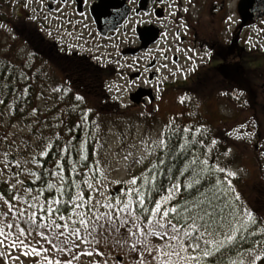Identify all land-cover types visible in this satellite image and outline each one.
<instances>
[{"label": "trees", "instance_id": "obj_1", "mask_svg": "<svg viewBox=\"0 0 264 264\" xmlns=\"http://www.w3.org/2000/svg\"><path fill=\"white\" fill-rule=\"evenodd\" d=\"M35 30V28H31L30 35L38 38L39 34ZM19 39L23 40V37L20 36ZM40 45H42V48L39 51H35L33 47H29L26 50L25 54L28 51L31 53L30 60L26 63L21 59L18 40L14 44L10 43L3 54L0 52V102L11 107L10 119L5 129L0 127V225L6 219L9 222L11 219V213H9V217L2 215L4 212L9 211L8 205L4 203L5 200L17 207H25L26 205L23 201L18 203L16 200H12L11 197L13 195H23L27 187H32L35 192V190H39L44 186L43 181H49L59 186V177L49 174L57 170L54 162L58 161L64 168V172L61 174L65 177L66 182L69 180L82 182L84 179H90L93 183H96L102 177L103 170L101 164H99L100 171H95L97 166L93 162L100 161L103 156L108 127L113 125L118 129V133L123 136L125 123L128 122L133 126L137 120V118L131 117L125 112L120 113L115 110L107 111L101 109L95 96L81 94L77 85L72 83V81L71 83L66 82L57 67L60 65V61L72 62L76 66L79 64L83 69L74 70L75 75H78V73L82 76L86 75V69L88 70V75L98 73L91 66L85 64L84 60H80L76 55H61L54 50L50 52L51 45L48 43H40ZM207 77H209L208 80L212 86H216L223 81L221 75ZM20 79H22V82H20ZM46 90L52 91V95L46 97L45 107L38 109L37 101L39 96L44 95ZM173 94L177 103L175 111L171 110L167 103L164 113L160 117L153 114L138 113L140 122L145 121V132L153 131V125L159 120L160 135L164 132L173 141L177 139L180 143L188 141V148L184 153L188 159H191L192 156H200L203 159L207 151L205 148L206 143L214 140V136L217 134L219 137L216 139L215 148L209 154L212 161H208L213 167L219 165L220 168L226 170L229 159L220 161V157L225 152L226 146L232 143V140L229 138L227 130L224 129L225 127L223 129L216 127L217 131L212 128L209 129L211 126L207 125L203 119L209 116L205 115L204 112L209 113L208 111L212 110V103L210 102L211 97L204 90V83L201 77L176 84ZM216 94L215 87L211 95L215 97ZM77 97L82 99H77ZM242 119L246 120L247 118L244 112L238 110L234 121L238 122ZM161 120H163L162 123ZM18 121L23 122L24 127H26V133L20 134L16 132L15 136L11 138V142L6 141V147H3L1 139L12 125L19 124ZM183 128L190 129V131L184 132L181 130L175 132V134L172 131L173 129ZM160 135L155 138V141ZM81 141H86L85 149L89 154V159L86 162L77 163V171L73 172L70 162H78L79 155L75 151L64 152L61 149L70 148L72 144L78 147ZM198 141H202V143ZM48 144H51L52 147L47 148L46 145ZM40 151H46L47 154L40 156ZM157 154L154 151L151 158L141 164L131 177L144 174L150 164L156 163ZM33 158H35L36 162H33ZM183 158L181 156V159ZM219 158L220 160L218 161ZM89 169H93V171L89 172ZM26 170L37 172L38 175L43 172L42 181H36L34 177L27 174ZM226 173L225 171V173H217L216 175L224 180ZM93 177H95L94 180L92 179ZM227 180L231 181L235 190L238 178L235 176L227 177ZM18 181H22L23 184L17 183ZM165 184H167V181H165ZM223 186L226 188V183ZM125 187V183H119L117 190H123ZM70 190L75 192V188ZM83 190L86 195L100 198L96 193H89L86 185L83 186ZM235 192L238 193L237 190ZM112 193L115 192L105 195ZM116 194L122 195V191L116 192ZM51 195H57L54 189ZM45 196L51 198L47 189H45L44 195L40 197L41 202H43ZM67 198L66 196L63 197V199ZM227 199L228 202L251 211L256 224L250 225L248 231L241 232L240 237L242 238H237L235 247L228 246V249L231 250L225 249V254H218L215 257V262L216 264H233V262L234 264H251L253 253L249 249H255L256 254L264 250V235L259 231V229L264 228L263 216L255 211L242 196H240L238 202L231 195ZM25 200H27V197H25ZM101 203H103V200H101ZM14 210L13 208L12 211ZM101 211H104V209H101ZM225 211L227 212V209ZM113 224V227H109L104 219L95 223L92 227L95 239L89 236L85 237V239L89 240V243H83L76 237H69L79 247H73L71 243L65 244L53 241V243H58L60 248L70 249V252L39 251L41 248H51V245L39 240V237H36V239L27 237L26 239V243L30 244L31 248L37 249L39 254H33L31 249L20 245L14 248L0 245V264L13 261V255L28 259L27 264H45V256L53 260H71V264H93L94 261H100V264H104L105 261L107 264H138L139 253L131 251L133 241L128 240L126 228L120 227L119 231H116L115 222ZM100 225H103V227ZM11 239L12 237L9 238L8 243H11ZM21 239L24 240L25 238L21 237ZM61 239L63 240V238ZM37 240H39V243H37ZM139 247L140 245L137 244V248ZM96 249H99L104 255L97 256L95 254ZM87 252H92L93 255L89 257L82 254ZM145 255L147 256V254ZM256 264H260V261H257Z\"/></svg>", "mask_w": 264, "mask_h": 264}, {"label": "snow or ice", "instance_id": "obj_2", "mask_svg": "<svg viewBox=\"0 0 264 264\" xmlns=\"http://www.w3.org/2000/svg\"><path fill=\"white\" fill-rule=\"evenodd\" d=\"M181 130L190 131L187 128L172 131L175 134ZM85 144L86 141H81L78 147L72 144L70 148L61 149L64 152L75 151L79 155L78 162H70L73 172L77 171V163L89 159ZM155 144L154 151L158 153L156 163L150 164L144 174L118 182L126 184L123 190H117L122 191V195L116 193L105 195V192L101 191L105 188L106 176L105 180L96 183L90 179L66 182L61 174L64 168L58 161L54 162L57 170L49 174L59 177V186L43 181L44 186L39 190L34 192L32 187H27L23 195L11 197L18 203L23 201L25 207H17L8 200L4 201L9 211L2 215L9 217L11 213V219L10 222L6 219L0 225L2 238L0 245L7 248L20 245L31 249L33 254H39L37 249L26 243L27 237L33 239L39 237V240L51 245L50 249L41 248L39 251L70 252V249L60 248L58 243L53 241L71 243L73 247H79L69 239L76 237L83 243H89L85 237L95 239L92 227L104 219L109 227H113L115 222L116 231H119L120 227L126 228L128 240L133 241L131 251L139 253L138 264H216L215 257L218 254H225L224 250L228 249V246L234 248L241 232L248 231L250 225L256 224L251 211L228 202L227 197L230 195L236 202L240 200L231 181L227 180V177H234L236 173L227 172L225 179L222 180L216 174L225 173L224 168L218 165L213 167L206 156L203 159L200 156L188 159L184 155L188 141L184 143H180L178 139L173 141L164 132ZM46 147L51 148L52 145L48 144ZM46 154V151L39 153L40 156ZM181 156L184 158L181 159ZM143 159L141 156L133 162L141 163ZM33 162H36L35 158ZM99 163L98 160L93 162L97 166L95 171H100ZM26 171L36 181H42L43 172L38 175L31 170ZM91 171L93 169H89V172ZM17 183L23 184L22 181ZM225 183L226 188L223 186ZM85 185L89 193H96L100 198L86 195L83 190ZM72 188H75V192L70 190ZM45 189L51 198L45 196L41 202L40 197L44 195ZM53 189L57 195H51ZM65 196L68 198L63 199ZM259 231L264 235V228ZM10 237L11 243H8ZM21 237L25 239L22 240ZM151 238H159L162 242L153 243ZM137 244L140 245L139 248ZM249 251L253 253L251 264H256L257 261L264 264V250L259 254H256L253 248ZM82 254L89 257L93 255L92 252ZM95 254L104 255L99 249H96ZM44 261L45 264H71V260H53L48 256L44 257ZM93 264H100V261H94Z\"/></svg>", "mask_w": 264, "mask_h": 264}, {"label": "rangeland", "instance_id": "obj_3", "mask_svg": "<svg viewBox=\"0 0 264 264\" xmlns=\"http://www.w3.org/2000/svg\"><path fill=\"white\" fill-rule=\"evenodd\" d=\"M214 1L215 0H203L201 6L199 3H197L195 6H189L191 26L196 28L195 24L197 21L193 22L192 19L196 18L197 14H199V16L206 14L207 17L206 22H197L200 30L203 29L201 26L202 24L213 26V24L215 23V16L218 14H213V17L209 16L213 5H215ZM234 4L235 1L229 2L224 7L223 13L217 17L215 33H207V44H214L215 46H217L218 51L216 50V52L217 54L219 53V57L222 53L226 56V59L224 60V62L226 61V66L225 70L224 68L223 70L228 74L229 79L227 78V81L225 82L227 85L222 83L223 81H221L216 86H212L209 83V80L204 79L203 83L205 86V90L214 89L216 87V89L218 90L226 89V92L230 94L232 92L233 97H231V99H228L226 96L215 99L211 98L210 102L212 103V109L214 110L208 111L209 113L206 114L209 115V118L219 120L217 122L218 126H226L228 128L232 126L234 127L229 129L231 131L230 136L232 137L234 144L229 143L226 146L225 156L229 159L230 162L227 169L228 172H234L236 173V175L243 176L242 181H246V187H241V190L243 191V193H247L246 190H248L252 186V182L259 178V171L262 172L261 175L264 176V92L261 90L263 89L264 75L260 76V72L263 71L264 68L259 67L255 69L251 67L248 64L246 58H258L259 56L256 53H252L251 51L253 49H255L256 51L263 50L264 45L262 44H264V41L260 39V35L255 26H250L246 29H242L238 34L239 40L241 38V41L237 42L238 47L233 45V39L236 37V34L234 32L236 28V20L235 16L233 15V13L235 12ZM54 6L56 7L55 3ZM205 6H207L208 10L205 9ZM37 8H39V11H42V13H48V17L45 19L46 24L50 30H47L46 32L52 33V36L50 37L51 40H53V37H56V40L63 45V48L64 46H68L70 50L75 48L80 49L84 47V44H87V46H90L94 50L93 52H91L93 55H101L99 56V59H101V57L104 55L102 53L103 48L100 47L97 42L105 44V41L99 40L96 41L95 44L87 41V38H84L82 37V35H80V32L83 33L85 32V30H80L77 26V22L71 21L68 18H64L63 16H54V13H56L57 10H54L53 12H47V6L41 3L39 0H27L25 3V6L23 8L25 16L17 22V24L24 31L28 30V27L33 23V19L37 17ZM11 9L12 8H10V10ZM224 16L227 19H225V23L223 24L222 19ZM77 17L79 19L83 18L82 16ZM176 21L179 22V19H176ZM182 21L183 20H181V22ZM30 27L33 28V26ZM176 27L177 25H174L172 29ZM178 28H180L179 25ZM6 31V33L12 35V28H8ZM181 31L184 32L183 26L181 28ZM253 35H256L258 38H252L251 36ZM5 38H7L6 35ZM243 38L245 39L244 43ZM111 42H113V40H108L107 44ZM258 42L262 43L259 44ZM199 44L200 43H198V46ZM242 47H245V49L241 50L240 48ZM203 48L204 50H201L199 48L195 49V46L192 43L191 48H189L187 44H185L181 51L176 50L180 53L181 59L178 64L175 65V67H172V69H175L177 72L173 74L172 71H169L168 73V69H164L162 70L164 78L162 77L161 80L172 81L178 79L177 81L180 82V80L186 78L187 74L190 75L193 71L207 65L211 57V52L207 46H204ZM108 51L109 53L107 54V57H103L98 62L104 63V65L108 66L107 79L104 86V98L106 99L107 96H109L110 100L104 101L103 105L111 106L107 107L109 110H111L112 107L120 110L126 108L129 105L127 93L136 86L137 82H135L136 80L131 81L126 77V71L124 70L123 66L126 63V60H123V64H119L115 61L117 56H119V53L114 44L111 43ZM22 57L23 56L21 55V59L24 60V58ZM262 63L264 65V56L262 57ZM59 69L63 73V70L61 68ZM181 70H183L184 73H182ZM234 76H241V78H243L244 80H236ZM257 77L258 81H256ZM20 82H22V79H20ZM231 86H239L240 90L248 95V98L251 97L252 105H249L247 109H243V107H241V111L244 112L246 118L253 111L251 114L253 116H256V118L258 119V132L260 133L256 132L257 127L253 119H242L238 122L233 123V119L235 118L238 109L236 108L235 103V101L237 100L235 96V89H233ZM101 90L102 86L93 92L96 95H99L101 93ZM166 92L168 91L166 90ZM242 92H240L241 95H243ZM261 92L262 95H260ZM164 93L165 91L162 90L161 94L163 95ZM51 95L52 91L46 90L44 95L39 96V99L37 101L38 109H42L45 107V99L46 97H50ZM170 95L171 92L166 94V98L163 100L162 96L158 101L150 104V107L156 108L158 105L161 107L162 105H165L167 103L173 106L174 100L170 97ZM100 100L101 97H99V105ZM150 107H148L147 109H149ZM245 107H247V105H245ZM10 112V105L6 106L3 102H0V127H2L3 129H5L10 119ZM126 113L131 117L137 118L136 123L133 124L132 127L128 126V122L125 123L123 131V136L125 137L124 139L119 133H117V128H115L113 125L109 127V133L107 135V147L105 152L103 153L102 159L99 161V164H101V168L103 170V175L98 181L105 180L106 176L105 188L101 189V191L105 192V194L117 188L119 184L118 182L127 181L132 172L142 163L148 161L154 153L156 135L145 132L143 124H141L140 122V116L138 115V113H142L140 109L136 107H130V109ZM18 122L19 124L12 125L6 135L1 139L2 145H4L3 147H6V141H10L11 138L15 136L16 132L20 134L26 133V127H24L23 122ZM157 124L158 122L153 125V128H156ZM216 127L212 128L216 130ZM156 129L157 133L160 132L158 127ZM254 135H258L263 138L261 141L259 140L257 142H254V140L252 139ZM250 142L252 143V145L249 144ZM254 144L259 146L258 153H253L250 151L251 146H253ZM135 148L137 152L134 155H126L127 151ZM126 156L127 159H125ZM141 156L144 157L141 163L133 162L135 159L140 158ZM243 183L244 182H242L241 185ZM259 185L260 183H258V186ZM245 193L243 194V197H245L246 199H250L251 196ZM252 207L259 211H261L262 209L261 205H259L258 203L252 202ZM152 241L162 242L159 238H152ZM27 263L28 259L20 258L19 255H13V261H7L6 264Z\"/></svg>", "mask_w": 264, "mask_h": 264}, {"label": "flooded vegetation", "instance_id": "obj_4", "mask_svg": "<svg viewBox=\"0 0 264 264\" xmlns=\"http://www.w3.org/2000/svg\"><path fill=\"white\" fill-rule=\"evenodd\" d=\"M27 0H0V20H12L17 21L19 18L24 17L21 10L19 9L22 2ZM41 3L45 4L49 8L54 7V3L57 6H60L62 13L64 15L70 16L75 9V12L78 15L87 16L92 14L98 21H105L114 19L116 21L120 20L123 17V13L129 11V15L133 17L134 25L139 24L140 26H149L153 25L160 28L159 39L156 45H150L146 48L143 44L151 34L148 32V29L141 31L140 36L141 40L136 42V63L139 65L136 75L139 78H145L147 72H152L159 76L163 68H167L173 65V61H177L179 53L175 50L176 48L181 49L184 47V44L187 43L188 47L193 45L195 49L202 48L198 46V43L206 45L203 40V35L199 29L197 22H206V14L200 15L197 14L196 18H193L192 21L196 22V28L190 25V15H189V6H195L197 3L200 4L203 0H39ZM209 1V0H208ZM211 1V0H210ZM226 0H215L212 10L209 14L210 17L215 16V23L213 26L201 25L205 28V34L207 35L208 29L211 32L215 31L217 17L223 11V5ZM231 1V0H227ZM207 5V4H206ZM130 7V8H129ZM10 8H12L10 10ZM129 8V9H127ZM123 10L122 14L118 17L110 18L103 14V11L107 12L108 15L111 13H119L120 10ZM205 9L208 10L207 6ZM129 18V16H128ZM179 19V22L176 21ZM196 19V20H195ZM214 19V18H213ZM181 20H183L181 22ZM103 27H109L110 24L102 22ZM178 23V24H177ZM174 25H177L171 32V28ZM180 26V29L178 28ZM124 25L121 27V35L123 38L119 41V50L121 54H126L128 51L127 44L128 41L130 44L134 43L132 31L127 30ZM183 26L184 32L181 31ZM209 27V28H208ZM29 28V27H28ZM126 28V29H125ZM26 30V28H25ZM240 31V26L236 27V33ZM118 33H111L110 36H114ZM163 35L162 39L161 36ZM172 35L178 37L179 43L172 41L168 43L169 36ZM128 39H125V37ZM161 39V41H159ZM191 40V41H190ZM235 44V39L233 40ZM214 44L209 45L211 53L213 54ZM244 48L242 47V50ZM239 53V51H238ZM171 55V56H170ZM218 59V57H215ZM154 63L152 68H147L148 64ZM158 79V77H157Z\"/></svg>", "mask_w": 264, "mask_h": 264}, {"label": "water", "instance_id": "obj_5", "mask_svg": "<svg viewBox=\"0 0 264 264\" xmlns=\"http://www.w3.org/2000/svg\"><path fill=\"white\" fill-rule=\"evenodd\" d=\"M237 8L242 21L245 22L247 19L264 15V0H239Z\"/></svg>", "mask_w": 264, "mask_h": 264}]
</instances>
